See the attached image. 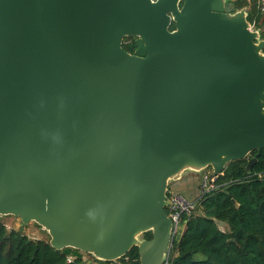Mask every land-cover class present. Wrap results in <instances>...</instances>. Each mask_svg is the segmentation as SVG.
Masks as SVG:
<instances>
[{"label": "water", "instance_id": "1", "mask_svg": "<svg viewBox=\"0 0 264 264\" xmlns=\"http://www.w3.org/2000/svg\"><path fill=\"white\" fill-rule=\"evenodd\" d=\"M233 1L0 0V216L164 264L169 182L264 149V38Z\"/></svg>", "mask_w": 264, "mask_h": 264}, {"label": "trees", "instance_id": "2", "mask_svg": "<svg viewBox=\"0 0 264 264\" xmlns=\"http://www.w3.org/2000/svg\"><path fill=\"white\" fill-rule=\"evenodd\" d=\"M242 7L248 8L247 19L255 28L264 27L256 0H234L230 4L234 10ZM173 27L172 23L170 29ZM261 35L264 38L263 31ZM123 48L132 52L134 37L126 36ZM256 153L251 152L250 157ZM249 158L229 162L213 177V187L198 199L200 213L194 212L187 219L183 232L172 243L168 255L171 264H264V149L245 173ZM220 222L226 223L228 230H222ZM151 236V232L143 234L147 239ZM69 255L71 261H67ZM124 256L129 257L126 264H139L136 246ZM0 264L114 263L93 257L92 263L85 262L83 252L71 247L57 250L49 240L32 239L18 229L8 228L0 218Z\"/></svg>", "mask_w": 264, "mask_h": 264}, {"label": "rangeland", "instance_id": "3", "mask_svg": "<svg viewBox=\"0 0 264 264\" xmlns=\"http://www.w3.org/2000/svg\"><path fill=\"white\" fill-rule=\"evenodd\" d=\"M261 30L264 33V27L260 28V32H262ZM210 172L211 168L209 167H206L200 171L186 169L182 173L180 179L170 182L168 191H178L191 200H197L202 191V178L205 174H210ZM195 213H200L199 209L196 208ZM0 218H2L9 228L18 229L32 239L49 240L50 238L47 231L33 221L29 222L28 224H23L19 218H16L12 215L0 216ZM219 227L222 230H228L226 223L220 222ZM83 259L85 262L92 263V257L90 254L83 253Z\"/></svg>", "mask_w": 264, "mask_h": 264}, {"label": "built area", "instance_id": "4", "mask_svg": "<svg viewBox=\"0 0 264 264\" xmlns=\"http://www.w3.org/2000/svg\"><path fill=\"white\" fill-rule=\"evenodd\" d=\"M246 1L247 3H250V1L252 0H246ZM256 6L258 11L264 16V0H256ZM251 26L254 27V24L251 23ZM212 187L213 185L211 184V182H209V174H205L202 178V182H201L202 191L199 197L207 193ZM199 197L197 198V200H191L178 191L169 192L168 195L169 204L166 206V211L173 223L172 226L173 241L181 235V233L185 228L187 219L195 212L198 205ZM122 257L123 260L121 259ZM122 257L113 260L112 262L114 264H126L127 262H129L128 256H122ZM71 260H72V256L69 255L67 257V261H71ZM164 264H171L168 261V256Z\"/></svg>", "mask_w": 264, "mask_h": 264}, {"label": "crops", "instance_id": "5", "mask_svg": "<svg viewBox=\"0 0 264 264\" xmlns=\"http://www.w3.org/2000/svg\"><path fill=\"white\" fill-rule=\"evenodd\" d=\"M173 181H175V180H173ZM171 182V181H170ZM170 182H169V185H170ZM169 185H168V187H169Z\"/></svg>", "mask_w": 264, "mask_h": 264}, {"label": "flooded vegetation", "instance_id": "6", "mask_svg": "<svg viewBox=\"0 0 264 264\" xmlns=\"http://www.w3.org/2000/svg\"><path fill=\"white\" fill-rule=\"evenodd\" d=\"M134 39H135V37H134ZM133 51H134V50H133ZM133 51H132V52H133ZM132 52H131V53H132Z\"/></svg>", "mask_w": 264, "mask_h": 264}]
</instances>
